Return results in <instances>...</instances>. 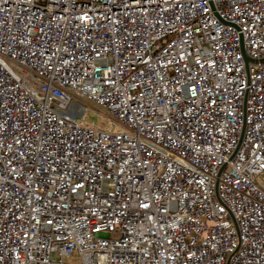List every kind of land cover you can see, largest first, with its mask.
<instances>
[{
	"label": "built area",
	"instance_id": "2783aa9c",
	"mask_svg": "<svg viewBox=\"0 0 264 264\" xmlns=\"http://www.w3.org/2000/svg\"><path fill=\"white\" fill-rule=\"evenodd\" d=\"M0 264H264V0H0Z\"/></svg>",
	"mask_w": 264,
	"mask_h": 264
},
{
	"label": "rangeland",
	"instance_id": "374dc122",
	"mask_svg": "<svg viewBox=\"0 0 264 264\" xmlns=\"http://www.w3.org/2000/svg\"><path fill=\"white\" fill-rule=\"evenodd\" d=\"M80 104L84 107V112L81 117L82 124L92 125L96 128H103L109 131L121 130L117 123L111 119L104 109L97 107L90 101H85V103L80 102Z\"/></svg>",
	"mask_w": 264,
	"mask_h": 264
},
{
	"label": "water",
	"instance_id": "95a60500",
	"mask_svg": "<svg viewBox=\"0 0 264 264\" xmlns=\"http://www.w3.org/2000/svg\"><path fill=\"white\" fill-rule=\"evenodd\" d=\"M244 60L246 61V62H248L249 61V59L244 55Z\"/></svg>",
	"mask_w": 264,
	"mask_h": 264
},
{
	"label": "crops",
	"instance_id": "0c3cea01",
	"mask_svg": "<svg viewBox=\"0 0 264 264\" xmlns=\"http://www.w3.org/2000/svg\"><path fill=\"white\" fill-rule=\"evenodd\" d=\"M95 108H97V107H95Z\"/></svg>",
	"mask_w": 264,
	"mask_h": 264
},
{
	"label": "bare ground",
	"instance_id": "6f19581e",
	"mask_svg": "<svg viewBox=\"0 0 264 264\" xmlns=\"http://www.w3.org/2000/svg\"><path fill=\"white\" fill-rule=\"evenodd\" d=\"M83 103V102H82Z\"/></svg>",
	"mask_w": 264,
	"mask_h": 264
}]
</instances>
